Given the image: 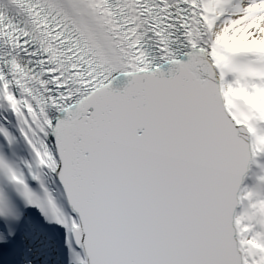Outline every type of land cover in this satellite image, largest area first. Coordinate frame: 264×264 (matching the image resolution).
Wrapping results in <instances>:
<instances>
[{"label":"snow or ice","instance_id":"1","mask_svg":"<svg viewBox=\"0 0 264 264\" xmlns=\"http://www.w3.org/2000/svg\"><path fill=\"white\" fill-rule=\"evenodd\" d=\"M0 264H264V0H0Z\"/></svg>","mask_w":264,"mask_h":264}]
</instances>
